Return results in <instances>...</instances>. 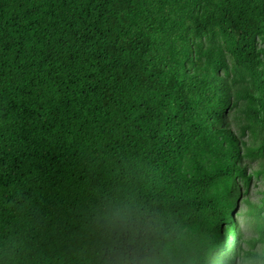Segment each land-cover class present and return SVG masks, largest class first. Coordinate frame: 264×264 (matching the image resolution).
<instances>
[{
    "label": "trees",
    "instance_id": "16d2710c",
    "mask_svg": "<svg viewBox=\"0 0 264 264\" xmlns=\"http://www.w3.org/2000/svg\"><path fill=\"white\" fill-rule=\"evenodd\" d=\"M239 262L264 263V0H0V264Z\"/></svg>",
    "mask_w": 264,
    "mask_h": 264
},
{
    "label": "rangeland",
    "instance_id": "374dc122",
    "mask_svg": "<svg viewBox=\"0 0 264 264\" xmlns=\"http://www.w3.org/2000/svg\"><path fill=\"white\" fill-rule=\"evenodd\" d=\"M253 167L256 169L258 167V163H254ZM262 189H263V183H262L261 178H258L257 176L254 177L252 180L251 189H250V196H251L250 198L252 201L254 202L261 201V197L263 195ZM240 209L241 211L243 210L245 211L246 205L242 204ZM236 218L238 219V226L240 228V231L243 233L244 237H249V236L256 234V232L253 230V225H252V220L250 218V215L245 216V214H241V215L237 214ZM260 246H261V243H258V247ZM239 264H243V263L239 262ZM259 264H264V263L260 262Z\"/></svg>",
    "mask_w": 264,
    "mask_h": 264
},
{
    "label": "clouds",
    "instance_id": "9594fccd",
    "mask_svg": "<svg viewBox=\"0 0 264 264\" xmlns=\"http://www.w3.org/2000/svg\"><path fill=\"white\" fill-rule=\"evenodd\" d=\"M138 207V205L116 207L112 212L113 219L119 223H127L134 219L135 214L138 211Z\"/></svg>",
    "mask_w": 264,
    "mask_h": 264
}]
</instances>
